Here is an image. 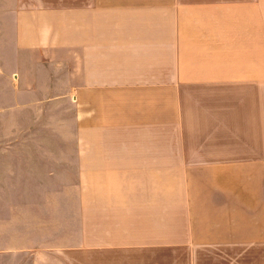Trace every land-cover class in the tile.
<instances>
[{
	"label": "crops",
	"instance_id": "obj_1",
	"mask_svg": "<svg viewBox=\"0 0 264 264\" xmlns=\"http://www.w3.org/2000/svg\"><path fill=\"white\" fill-rule=\"evenodd\" d=\"M0 115L4 264H264V0H0Z\"/></svg>",
	"mask_w": 264,
	"mask_h": 264
},
{
	"label": "rangeland",
	"instance_id": "obj_2",
	"mask_svg": "<svg viewBox=\"0 0 264 264\" xmlns=\"http://www.w3.org/2000/svg\"><path fill=\"white\" fill-rule=\"evenodd\" d=\"M24 128V125L22 126ZM15 130L16 126L14 124V119L9 116L0 115V147H26V146H32L34 143H38V141H30V140H21V139H15ZM21 128H19V131ZM21 135V133H19ZM3 191H7V193H12V189H4ZM5 238L6 241L12 242V236L11 237H0ZM53 238V237H52ZM55 240L58 241L59 238L55 237ZM2 241V240H1ZM57 254V253H56ZM8 260L4 258H0V263H6ZM10 261V260H9Z\"/></svg>",
	"mask_w": 264,
	"mask_h": 264
}]
</instances>
